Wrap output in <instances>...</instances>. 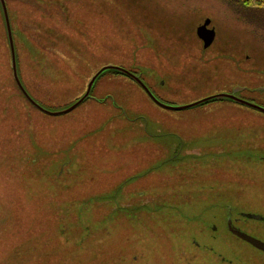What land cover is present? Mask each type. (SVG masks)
Returning <instances> with one entry per match:
<instances>
[{
	"label": "rangeland",
	"instance_id": "374dc122",
	"mask_svg": "<svg viewBox=\"0 0 264 264\" xmlns=\"http://www.w3.org/2000/svg\"><path fill=\"white\" fill-rule=\"evenodd\" d=\"M4 1L18 76L49 111L80 99L107 65L136 72L176 106L239 87L240 97L264 102V8L228 0ZM207 19L216 36L204 49L196 30ZM92 92L57 116L31 107L13 80L0 6V264H264L221 221L211 229L210 213L223 217L220 201L189 203L186 218L159 213V167L145 173L173 135L186 149L231 148L240 136L264 146V116L249 121L257 113L227 101L163 109L112 70ZM191 170L199 191L210 177L219 185L238 179L217 166ZM61 184L67 208L54 203Z\"/></svg>",
	"mask_w": 264,
	"mask_h": 264
},
{
	"label": "flooded vegetation",
	"instance_id": "af4514ba",
	"mask_svg": "<svg viewBox=\"0 0 264 264\" xmlns=\"http://www.w3.org/2000/svg\"><path fill=\"white\" fill-rule=\"evenodd\" d=\"M127 71L138 77L149 89L152 95L161 103L167 106H176V104H174L175 101L173 98L157 91L154 92L148 85H146L139 74L129 69ZM117 74L120 75L119 73ZM123 76L139 87L147 96V98L153 104H155L136 82L126 75ZM160 84L163 85L164 82L161 81ZM93 87L94 85L92 86L89 93L91 98H93ZM240 90L241 88L239 87V89H233L228 93H233L241 100L264 108L263 101L257 102L254 99L240 97L237 94ZM215 101L235 102L237 105L233 106H236L239 109H246L257 113L247 115L249 121L251 120L259 122V120L262 119V116H264V113L254 109L251 105L239 103L230 98L212 99L197 106H203ZM155 105L163 108L157 104ZM243 116L244 115H239L241 118ZM236 121L239 124L242 123V120L238 119L235 120V122ZM173 136H175L174 139L176 138L174 140L175 144H171L166 151L163 149V147H160V151L157 153V155L151 157L150 161L146 162L149 167L145 170V173L150 171V169H156L159 167V171L157 172V192L152 194L153 199L159 203V213L166 214V212H169L168 210H170L171 213L173 212L175 214H179L180 217L186 218L187 215L185 216V213L191 214L190 209L192 207L189 203L220 201V215L223 217H216L210 213V218L215 223L211 224V229L216 230V228H218L219 230L218 223L221 221L220 223L222 225V230L226 232L227 235L231 236V238L235 240V243L239 245V247H246L247 249L252 250L256 255L259 256V260H261L264 257V249L253 246L251 243L242 238V236L244 235L246 237L253 238L254 240L264 244V146L257 145L254 141L249 144V142H245L243 136H240L241 144L231 148L221 147L220 150H215L211 147L194 146L190 149H186L180 147V145L183 143L181 137L179 135ZM170 165H173V167ZM216 166L222 170H231L233 173H235V176H237L238 179L236 181L234 180V183L232 181H227L219 185V183L216 182L213 177H210L211 181L206 182L210 185L207 187H202L200 192L194 186L195 183H192L193 175L191 169L203 167L213 168ZM181 175H183L184 179H180ZM129 176L134 177L135 174L132 173ZM129 180L130 179H124L123 181L126 182ZM60 186H62L64 190L62 194L59 195V197H53L54 203H56L59 208H67L65 203L60 202L62 199L67 197L66 187L64 184H61ZM182 189H187L188 191L184 192ZM142 194L144 193H140V195ZM216 206L217 205L214 203L212 212L217 214L218 211ZM247 215H255L258 216L259 219L248 218L246 217ZM190 233L191 232H189V230L186 232L187 235L191 236L192 233ZM236 233L242 234V236H238Z\"/></svg>",
	"mask_w": 264,
	"mask_h": 264
},
{
	"label": "water",
	"instance_id": "95a60500",
	"mask_svg": "<svg viewBox=\"0 0 264 264\" xmlns=\"http://www.w3.org/2000/svg\"><path fill=\"white\" fill-rule=\"evenodd\" d=\"M0 6H1V10L3 13V18H4V23H5V27H6V32H7V38H8V43H9V49H10V55H11V68H12V76H13V80L18 88V90L20 91V93L22 94V96L25 98V100L35 109H37L38 111L42 112L43 114L46 115H52V116H57V115H61V114H65L70 112L71 110H73L75 107H77L79 104H81L83 101H85L88 97H89V93L91 91V88L95 82V80L99 77V75H101L103 72L107 71V70H113V71H117L122 75H126L128 76L130 79H132L134 82H136L146 93L147 95L150 97V99L157 105L169 109V110H183V109H188V108H192L194 106H197L199 104H202L206 101H209L211 99H223V98H230L233 99L239 103H245V104H249L251 105L254 109L264 113V108L254 105L252 103H248L244 100H241L239 98H237L234 94H218V95H214L211 97H208L204 100L198 101L196 103L190 104V105H185V106H167L163 103H161L159 100H157L152 93L149 91V89L145 86V84L135 75L131 74L130 72H128L125 69L119 68V67H115V66H105L102 67L97 73H95V75L89 80L88 84H87V89L85 94L78 99L75 103H73L72 105H70L69 107L65 108L64 110L61 111H49L47 109H45L43 106H41L37 101H35L29 94L28 92L25 90L24 86L22 85V82L18 76V71H17V64H16V56H15V50H14V41H13V37H12V31H11V26H10V22H9V16H8V10L5 4L4 0H0ZM210 24V20L207 19L204 21V23L199 26L196 30V34L198 36L199 39H201L203 41V46L204 48L209 47L215 38V31L214 29H208V25ZM246 217L248 218H252V219H259L258 216L255 215H247ZM238 234V236H242V234L236 233ZM242 238H244L246 241H248L249 243H251L253 246L256 247H260L264 249V244L254 240L253 238L250 237H246V236H242Z\"/></svg>",
	"mask_w": 264,
	"mask_h": 264
},
{
	"label": "trees",
	"instance_id": "16d2710c",
	"mask_svg": "<svg viewBox=\"0 0 264 264\" xmlns=\"http://www.w3.org/2000/svg\"><path fill=\"white\" fill-rule=\"evenodd\" d=\"M229 3L235 6H245V7H252V8H264V0H228Z\"/></svg>",
	"mask_w": 264,
	"mask_h": 264
},
{
	"label": "bare ground",
	"instance_id": "6f19581e",
	"mask_svg": "<svg viewBox=\"0 0 264 264\" xmlns=\"http://www.w3.org/2000/svg\"><path fill=\"white\" fill-rule=\"evenodd\" d=\"M70 226H72V223L70 222ZM44 260V259H43ZM30 261H33V259L31 258Z\"/></svg>",
	"mask_w": 264,
	"mask_h": 264
}]
</instances>
